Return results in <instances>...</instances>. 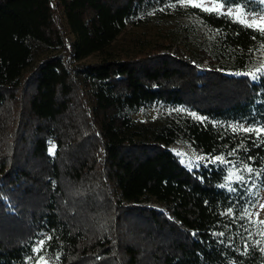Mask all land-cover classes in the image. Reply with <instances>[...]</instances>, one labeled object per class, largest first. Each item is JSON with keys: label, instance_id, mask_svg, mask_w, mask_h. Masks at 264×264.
Instances as JSON below:
<instances>
[{"label": "trees", "instance_id": "16d2710c", "mask_svg": "<svg viewBox=\"0 0 264 264\" xmlns=\"http://www.w3.org/2000/svg\"><path fill=\"white\" fill-rule=\"evenodd\" d=\"M217 1L254 12L264 9V0ZM57 7L74 34L68 53L79 60L105 52L99 60L66 65V35L53 25ZM126 25L154 26L164 37L154 45L140 42L135 51L110 50ZM173 46V55L159 53ZM49 49L62 50L51 54ZM191 62L211 70L196 73ZM263 63L264 28L187 0H0V106L9 96L15 100L14 91L30 71L32 91L24 112L30 123L37 119L31 153L47 165L49 178L42 187L44 202L28 227H21L20 216L10 218L0 210V264H97L86 250L75 260L82 228L58 204L61 165L72 180L79 181L84 172L81 165L62 160L64 141L78 146L81 136L70 110V96L78 87L92 116L80 143L102 154L95 200L109 201L100 195L108 184L111 208L125 207L168 231L172 242L155 253L156 264H264V223L252 214L264 185V76L254 83L219 71H251ZM157 103L164 105L162 113L136 116ZM230 122L253 127L235 128ZM178 137L200 153L233 156L243 184L227 189L220 185L222 173L184 167L168 148ZM48 139L57 142L53 155L47 152ZM74 162L81 164L78 158ZM5 169L6 163H0L8 179L3 181L13 188L26 174L19 164ZM147 201L163 206L165 213L130 205ZM42 231L46 236L33 252ZM98 242L92 260L110 251L106 237ZM129 252L134 259L132 247Z\"/></svg>", "mask_w": 264, "mask_h": 264}, {"label": "rangeland", "instance_id": "374dc122", "mask_svg": "<svg viewBox=\"0 0 264 264\" xmlns=\"http://www.w3.org/2000/svg\"><path fill=\"white\" fill-rule=\"evenodd\" d=\"M187 2L198 5L205 9L216 10L224 12L232 16L235 20L245 23L249 26L264 28V9L254 12L245 10L240 5H225L217 0H187ZM54 27L61 28L66 35V47L63 52L66 65L73 66L76 62L91 63L99 60L105 52H92L79 60H77L73 53H68L71 50V44L74 40V34L70 30V27L66 21V17L59 7L55 8V15L53 21ZM164 31L154 26H134L126 25L120 33H118L111 44L109 49L118 52L126 49L135 51L137 45L140 42H145L154 45V41L161 40L164 37ZM174 46L170 49L164 48L159 50V53H171ZM62 49H49L51 54L61 53ZM197 63V60L195 61ZM194 63V62H191ZM196 73H203L211 70V68L203 63L196 64ZM220 72L233 78L248 77L251 82L257 83L264 76V63L259 67L252 69L251 71H240L231 69H219ZM31 73L28 71L22 85L14 91V98L9 99L5 104L0 106V163H6L7 170L13 164H19L20 167L26 171V174L19 181L18 186H10L7 184V177H4V172H0V210L2 214L15 217L20 216V222L23 224L21 227L25 228L30 225V219L40 208L41 202H44V187L47 178V165L42 163V160L34 156L32 151V145L30 140L33 138L35 128L32 127L34 121L37 119L34 117L31 121L26 120L27 112V100L29 94H31ZM75 88V87H74ZM71 97L70 110L72 111V117L78 129L79 135L76 140L78 146L73 145L70 141H64V148L62 151L65 163L69 165H80L84 169L82 179L79 181L72 180L67 175L66 165L63 163L60 167L62 172L60 175V185L63 195L58 198L60 209L66 215L71 213L74 217V222L78 226H81L83 237L80 245L77 249L75 260L81 258L79 253L86 250L85 256L97 264H156L154 260L155 253L160 254L161 251L168 249L172 237H170L168 231L158 229V226H153L146 222V219L142 216H138L133 212H126L125 207L118 208V210L111 208L110 206V194L112 193V187H102L100 195L104 199L108 198V202L104 201L100 203L96 193L93 190L95 182L101 181L102 161L100 160V149H94V147H87L86 144L80 143L82 138L86 139L85 127L86 124H90L92 116L87 109L85 103V97H87L82 89L79 87L74 90ZM164 105L157 103L148 108L140 110L136 116L140 118H153L164 111ZM26 121V122H25ZM36 123V122H35ZM229 125L235 128H251L253 125L238 124L230 122ZM256 128L263 129L258 125ZM79 141V142H78ZM47 152L53 155L56 151L57 142L52 139H48ZM168 148L177 156L180 163L189 170H197L202 172L203 170L216 171L222 173L220 185L227 189H234L235 186L242 185L244 182L241 169L237 165V161L233 156L223 154H207L200 153L195 150L190 143L182 137L175 139ZM33 154V155H32ZM78 158L80 163L74 162V159ZM186 164H183V162ZM7 179L6 181H3ZM43 180V182H37ZM7 182V183H6ZM106 184V182H105ZM109 187V188H108ZM30 191L32 194L27 195ZM99 192V191H98ZM65 197V198H64ZM25 202L29 206L26 207ZM39 204V205H38ZM95 208H92L91 205ZM131 206L135 207H149L165 213V208L157 203L150 201L141 203H131ZM252 214L254 218H257L264 223V185L257 190V199L253 208ZM5 216V215H4ZM1 222V221H0ZM20 224V223H19ZM46 232H41L32 245V251L36 252L41 246ZM101 236L106 237L109 242L110 251L107 255H96L92 260V255L98 248L100 249ZM129 247H132V253H134V259L131 260ZM38 264H48L47 260L38 262Z\"/></svg>", "mask_w": 264, "mask_h": 264}, {"label": "bare ground", "instance_id": "6f19581e", "mask_svg": "<svg viewBox=\"0 0 264 264\" xmlns=\"http://www.w3.org/2000/svg\"><path fill=\"white\" fill-rule=\"evenodd\" d=\"M182 161V160H181ZM183 162V161H182ZM183 164H185L184 162H183ZM186 165V164H185Z\"/></svg>", "mask_w": 264, "mask_h": 264}, {"label": "snow or ice", "instance_id": "6c2138e0", "mask_svg": "<svg viewBox=\"0 0 264 264\" xmlns=\"http://www.w3.org/2000/svg\"><path fill=\"white\" fill-rule=\"evenodd\" d=\"M198 6V5H197ZM247 131V129H245Z\"/></svg>", "mask_w": 264, "mask_h": 264}]
</instances>
